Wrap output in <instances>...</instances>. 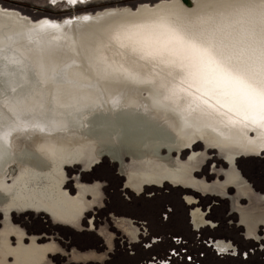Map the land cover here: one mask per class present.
Masks as SVG:
<instances>
[{
  "label": "rangeland",
  "instance_id": "1",
  "mask_svg": "<svg viewBox=\"0 0 264 264\" xmlns=\"http://www.w3.org/2000/svg\"><path fill=\"white\" fill-rule=\"evenodd\" d=\"M177 1L179 0H75V3H72L70 0H0V10L16 14L33 25L47 22L68 27V20L79 17L95 16L112 10L121 13L152 12ZM193 2L197 8L201 7L215 15L226 9L228 2L235 10H248V0H193ZM180 4L182 5L181 2ZM190 8L184 6L187 11ZM35 33L40 36V49L33 38L27 39L26 45L23 46L27 51H31V54L36 52L35 59L24 55L23 51L19 55H14L8 48L6 51L0 49V82L3 78L4 82L15 84L19 82V78L27 77L25 84L30 88L24 87V97L31 92H34L35 96L41 92L58 98L61 86L64 87V94L67 96L66 73L76 66L85 65L94 73H107L108 80L112 71L130 69L140 59L134 57V54L127 57L132 53V47L127 52H118L119 57L114 58L92 55L90 58L84 55L68 58L65 48H62L61 52L50 46V42L55 39L47 37L39 30ZM139 50L146 49L141 47ZM57 53L59 56L56 57ZM155 56L156 53H153V56L147 57V62L153 61ZM146 68L158 70V73H151L157 78L151 99L147 94H136L125 99L119 109L111 110L105 107L93 112L86 116V129L73 132L71 136L68 132L44 135L37 129H32L11 137V155L15 164L11 169L16 168V171L13 178L0 179V264L64 262V254H57L55 261L50 260L49 255L65 251L62 249L65 246L62 239H67L66 236L71 229H82L86 208L97 209L95 212L98 213L95 216L102 221L95 219L96 226L93 230L98 229L99 233L101 229L104 230L100 235L109 245H112L113 236L106 234L105 231L120 230L125 234L124 222L120 223V220L126 217L136 221L131 223L135 230L132 228L130 231L133 230V234L141 232L139 238L137 235L134 236L138 238L136 241L125 234L130 243L139 241L148 230L154 236L152 245L156 247V250L150 253L154 252L158 257L163 248L174 246L166 244L167 246L161 247L169 235L174 237L172 239H178L174 241L176 243L180 242V239L184 242L183 249L186 252L179 260L181 264H264V150H261L264 148V141L257 140L261 135L259 129L264 118H252L251 115H247L239 122L242 123L241 127L227 123L221 126L219 133L213 132L212 122L196 121L211 119L212 116L217 117L219 114L207 107L194 109L190 105L192 101L227 103L229 101L227 97L220 99L222 97L218 91L222 89V85L219 81L209 80L211 83L209 82L205 89L195 92L192 86L179 82L171 73L161 71L157 67ZM11 73H20V76L13 78ZM151 115H156L151 121L139 120L133 123L130 121L133 116L141 118ZM232 120L236 121L233 118ZM99 121H105L104 125L100 126ZM128 123L136 125L138 129L136 136L160 126L177 130L176 142L170 144L168 151L161 148L160 154L163 156L168 153L171 159H175L168 164L181 167L183 172L181 182L128 183L127 174L149 172L159 175L165 171L168 164L155 163L154 168L149 169L130 166V156L122 154L121 148L124 147L118 141L110 144L111 147L118 149L122 166L114 159L97 157L96 149L100 142H96L93 137L103 129L106 131L107 127L111 134H117L121 138L127 128L131 129ZM233 126L236 128L235 131ZM261 136L264 138V133ZM191 137L195 140H191ZM225 137H231L234 144L237 139L247 144L248 156L238 159L235 168L245 181L243 186L245 192H249L248 198L239 197L236 187L221 186L229 167L216 149H207L204 146L208 141L225 143ZM196 152L202 153L197 160ZM233 152L231 150L226 154L227 160L231 158ZM130 154L137 157L144 154V149L134 139L130 142ZM160 154L152 155L155 161L159 160ZM188 166L193 171H202L197 173L200 178L209 176L207 179L216 190L224 192H220L221 195L218 193L213 195L177 187L187 185L195 189L208 188L196 174L190 176ZM213 166H216L215 170ZM83 168L85 171L81 172ZM71 175L72 180L77 183H81L82 176L85 180L82 182L87 184L86 181H89L86 187L89 192L87 197L86 195L72 197L73 192L68 187ZM123 178L125 186L131 191L123 187ZM101 187H104V195L98 196ZM184 194L195 196L199 201L197 204L199 207L193 212L201 210L205 214L207 223L201 227H197L193 219L198 230L194 228L190 217L192 206L186 205L183 201ZM185 199L187 202H193L190 197ZM11 210L19 212V216H15L14 212L10 214ZM93 213L94 211L89 216ZM125 223L130 225L129 222ZM54 232H57L61 239L46 237ZM172 239L169 238V241ZM220 240L232 242L236 250L220 252L214 246L215 242ZM131 246H134L136 262L147 259L150 248L146 247H150V244L146 243L144 247L146 250L141 248L140 243ZM124 258L130 257L124 254Z\"/></svg>",
  "mask_w": 264,
  "mask_h": 264
},
{
  "label": "bare ground",
  "instance_id": "2",
  "mask_svg": "<svg viewBox=\"0 0 264 264\" xmlns=\"http://www.w3.org/2000/svg\"><path fill=\"white\" fill-rule=\"evenodd\" d=\"M70 1L75 3V0ZM179 1L152 12L121 13L112 10L95 16L79 17L68 20V27L47 22L33 25L16 14L0 10L2 51L8 48L14 55H19L23 51L24 55L35 59L36 52L31 54V51H27L23 46L26 45L27 39L33 38L40 49V36L35 33L39 30L47 37L55 39L50 42V46L56 51L62 52V48H65L68 58L75 55H84L86 58H90L91 55L114 58L119 57L118 52H127L131 47L132 53L127 57L132 54L134 57H140L132 68L112 71L108 80L107 73H94L85 65L72 68L66 73L68 95L64 94V87L61 86L58 98L41 92L37 96L31 92L24 97V87L30 88L25 84L27 77L19 78V82L15 84L4 82L1 78L0 179L13 178L15 175L16 168L11 169L15 166L11 155V137L32 129H37L44 135L68 132L71 136L73 132L86 129V116L93 112L105 107L111 110L119 109L125 99L136 94H147L151 99L157 80L151 73H158L155 67L171 73L179 82L192 86L195 92L205 89L209 80L221 83L222 89L218 91L222 97L220 99L227 97L229 100L227 103L192 101L190 105L194 109L207 107L219 114L217 117L212 116L211 119L196 121L212 122L213 132L219 133L221 126L227 123L241 127L242 123L239 122L247 115L263 119L264 0H248L247 11L235 10L228 2L226 9L220 10L216 15L206 12L201 7L197 8L193 5V0L189 1V7L183 0ZM184 6L193 8L187 11ZM57 38L59 40H56ZM141 47L146 50L140 51ZM153 53H156L155 59L147 62V57L153 56ZM150 66L156 70L146 68ZM11 75L16 78L20 73ZM155 116L141 118L133 116L130 121L146 122ZM232 118L236 121L234 122ZM226 120L227 122H224ZM98 123L102 126L105 121ZM127 125H131V129L127 128L121 138L117 134H111L107 127L106 131L103 129L93 137L96 142H100L96 149L98 158L103 159L105 156L121 163L122 166L118 149L111 147L110 144L118 141L124 147L121 148L122 154L130 156L129 165L135 168L149 169L154 168L155 163L165 165L175 160L171 159L168 153L162 156L160 151L161 148L168 151L170 144L176 142V129L170 130L166 126H160L136 136L135 133L138 132L136 125L131 123ZM262 128L264 122L259 129L261 135L264 133ZM261 135L257 140L264 141ZM133 139L144 149L142 156L130 154V142ZM224 141L232 145L226 146V151L235 148L231 137H225ZM156 154H160L158 161L153 157ZM228 161L235 163L234 152ZM169 164L159 175L149 172L127 174V182L137 181L139 184L181 182L183 176L181 167ZM193 219L197 227L207 223L201 210L193 212ZM214 246L223 253L228 249H235L232 242L225 240L215 242Z\"/></svg>",
  "mask_w": 264,
  "mask_h": 264
},
{
  "label": "flooded vegetation",
  "instance_id": "3",
  "mask_svg": "<svg viewBox=\"0 0 264 264\" xmlns=\"http://www.w3.org/2000/svg\"><path fill=\"white\" fill-rule=\"evenodd\" d=\"M234 145H235V148L232 151H234L236 153V161L234 164H230L226 158V154H228V152L225 149L227 146L226 143L216 142V141H208V142L204 143V146L207 149H209V148L216 149L219 152V154L222 156L226 166L229 167V171L225 173L226 178H225V180L221 186L223 188L226 186L227 187H236L239 197H242V199L248 198L249 192H245L246 189L243 186V184H245V181H243L242 177L240 176V173L235 168V165L237 164L238 159H240L241 157H244V156H248L247 155V144L245 142L239 141V139H237V141L235 142ZM201 155H202L201 152H196V155H195L196 160ZM97 164H99V162ZM216 166L215 167L213 166L214 170H215ZM187 168L189 170L190 176H193L194 174H196L198 179L203 180L204 183L206 185H208V188L195 189V188L187 186V185H177V187H182L185 189H192L193 191H195L197 193L199 192V193L213 194V195H216L214 193H218L219 195H221L220 192H224L222 190H220V191L216 190L214 185H212L208 181L207 178H209V176H202L203 178H200L201 176L198 177L199 175L197 173L202 172V171H200V170L193 171L192 168H190L189 166ZM84 171H85V169L83 168V172ZM73 176H76V175H73ZM233 177H235L234 180H233ZM72 179H73V177L71 175L70 181L68 182V187L73 192L72 197H75V196L79 197V196H85V195L87 197L89 195V192H88V189L86 187H87V185H89V181H86L87 184L82 182V181H85L83 176L80 179L81 183H77L76 181H74ZM123 181H124L123 187L125 189H127V187L125 186V179L124 178H123ZM82 188H86V189L81 190V192H80L79 189H82ZM103 190H104V187H101L99 190L98 196L104 195ZM127 190H130V189H127ZM185 197L192 198L193 202H187ZM91 200L92 199H90V201ZM183 201L185 202L186 205L192 206L190 217L192 219V224L194 225L192 213H193V210H195L196 208L199 207L197 205L199 201L197 200V198L195 196H192L189 194H184ZM94 205L95 204H93V206ZM195 205H197V206H195ZM98 207H100V206H98ZM85 210H86V213L83 216L84 217L83 222H85V223L83 224L82 229L93 230L94 227L96 226L94 220L95 219H96V221H98V220L102 221V220L99 219V217L95 216L98 212H94L91 215L92 217L89 216L90 213L92 211H94L95 209L90 210L89 208H86ZM237 213H239V212L237 211ZM206 215H207V212H206ZM121 222H124V227H125V231H126L125 234H128L130 236V238H133V240H135V241L138 240L139 234H141V232H139L137 234H133V230H135V227L133 228L131 226V223H135L136 221H132L129 218L123 217V219L120 220V223ZM125 222H129L130 225H127ZM127 226L129 228V230H127ZM132 228H133V230L131 232L130 230ZM194 228L196 230H198L195 227V225H194ZM100 232L101 233H99L98 230L88 231V230H81L80 229V231H78V230L71 229L70 231H68V235L66 236L67 239L66 240L62 239V241H64V243H65V246L62 249H64L66 252L63 251V252H57V253L50 254L49 259L52 261H55L57 254H64V256H65L64 262H61L59 264H64V263L65 264H147V263L148 264H181L179 262V260L181 258H183V256H184L183 253L186 252V250L183 249L184 242L182 239L179 240L180 242L176 243L174 241H178V239H172L174 237H169V235H167V240L165 241L164 244H162L161 247L167 246L166 244H169V245L173 244L174 246H172L171 248H163L161 250V254L159 257L154 255V252L150 253V251H153V250L155 251L156 247L152 245L154 236L152 235V232H150L148 230L146 231V234L144 236L142 235V237H140V240L137 241L136 243H130V241L127 239V236L125 234H123L120 230H113V231H107V232L105 231L106 233L113 236L112 237L113 238L112 245L107 244L106 239L104 237H102V235H100L104 232V230L101 229ZM57 234H58L57 232H54V234H48V235H46V237H48V238L59 237L61 239V236H58ZM35 235L36 236H43L44 234H35ZM136 235L138 236V238L134 237ZM169 238H171L172 240L169 241ZM159 241H163V240L159 239ZM122 243H126V245H122ZM139 243L141 244L142 249H145L144 247L146 246V243L150 244V247H146V249L150 248L148 250L149 255H148L147 259H145L144 261H141V262H136V259H134V256L132 258H129V259H125V258L123 259L124 254L131 253L130 251L127 252L128 250L132 251L131 254H135L134 246H131V244H139ZM101 258L103 259L102 261L100 260ZM151 262H155V263H151Z\"/></svg>",
  "mask_w": 264,
  "mask_h": 264
},
{
  "label": "crops",
  "instance_id": "4",
  "mask_svg": "<svg viewBox=\"0 0 264 264\" xmlns=\"http://www.w3.org/2000/svg\"><path fill=\"white\" fill-rule=\"evenodd\" d=\"M92 170H93V169H92ZM81 172H83V171H81ZM81 172H80V173H81ZM90 172H91V171H90ZM104 206H105V205H103V207H104ZM96 210H97V209H95L94 212H95ZM12 212H14V215H15V216H19V212H17V211L15 212V210H11V211H10V214H11ZM28 213H32L33 215L36 214V213H33V212H28ZM28 213H27V214H28ZM0 214H1V213H0ZM43 215H45V214H43ZM0 218H1V215H0ZM45 218L48 219V217H47L46 215H45ZM48 220H49V219H48ZM74 230H78V229H74ZM81 230L93 231V230H89V229H81ZM95 230H98V229H95ZM78 231H80V230H78ZM98 231H99V230H98ZM107 231H113V230H110V229H109V230H106V232H107ZM106 234H108V233H106ZM145 250H146V249H145ZM129 251L132 253L131 250H128L127 252H129ZM127 252H126V253H127ZM131 253H127V255H128L130 258H132V257L135 255V254H131ZM100 260L102 261L103 259L101 258Z\"/></svg>",
  "mask_w": 264,
  "mask_h": 264
},
{
  "label": "water",
  "instance_id": "5",
  "mask_svg": "<svg viewBox=\"0 0 264 264\" xmlns=\"http://www.w3.org/2000/svg\"><path fill=\"white\" fill-rule=\"evenodd\" d=\"M189 1L190 0H183V2L186 3V4H188V5L190 4Z\"/></svg>",
  "mask_w": 264,
  "mask_h": 264
}]
</instances>
